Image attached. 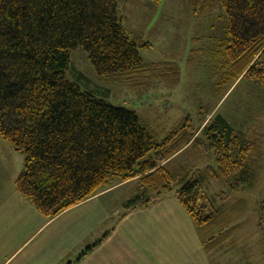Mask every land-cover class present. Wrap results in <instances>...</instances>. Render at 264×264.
Returning <instances> with one entry per match:
<instances>
[{"label": "trees", "instance_id": "obj_1", "mask_svg": "<svg viewBox=\"0 0 264 264\" xmlns=\"http://www.w3.org/2000/svg\"><path fill=\"white\" fill-rule=\"evenodd\" d=\"M118 1L0 0V136L25 157L17 191L48 218L132 180L137 196L126 201L127 209L148 207L175 191L211 251L232 232L203 233L221 213L204 182L208 175L223 178L238 190L253 174L255 142L212 115L202 128L181 124L158 143L135 111L69 80L71 52L79 48L101 76L150 70L139 48L151 44L126 29ZM221 4L227 25L217 57L226 94L244 78L264 87V0ZM197 142L215 156L217 170L180 176L167 168L175 154ZM153 150L156 157L144 160ZM259 224L264 229V200Z\"/></svg>", "mask_w": 264, "mask_h": 264}, {"label": "rangeland", "instance_id": "obj_2", "mask_svg": "<svg viewBox=\"0 0 264 264\" xmlns=\"http://www.w3.org/2000/svg\"><path fill=\"white\" fill-rule=\"evenodd\" d=\"M118 2L128 31L151 44L139 48L143 62L152 65L150 70L128 77L101 76L96 74L88 53L79 48L71 52V63L66 70L69 80L114 106L135 111L158 143L164 142L181 124L202 128L212 115L226 118L237 132L251 137L256 146L250 159L253 174L248 182L232 190L223 178L208 175L205 180L204 190L216 200L221 213L203 233L210 231L221 236L232 232L206 256L209 264H264V229L259 224V205L264 200V87L244 78L226 94L229 87L222 82L224 64L217 57L227 25L221 0ZM0 139L3 140L1 136ZM4 143L8 147L0 145V183L9 188L11 183L12 187L15 185L25 157L8 142ZM151 157H156V150L149 152L144 160ZM170 160L167 168L180 176L210 166L218 169L215 156L204 150L200 142L191 144L188 150ZM136 185H127L106 200L119 202L120 213L124 199L137 196L131 194ZM168 194L169 199H178L172 191L165 192L158 200ZM111 212L113 221L118 212Z\"/></svg>", "mask_w": 264, "mask_h": 264}, {"label": "crops", "instance_id": "obj_3", "mask_svg": "<svg viewBox=\"0 0 264 264\" xmlns=\"http://www.w3.org/2000/svg\"><path fill=\"white\" fill-rule=\"evenodd\" d=\"M4 141L0 145L8 147ZM16 180L9 188L0 183V264H209L206 256L216 249H204L197 224L170 194L136 209H127L124 199L120 213L119 202L106 200L137 180L104 190L54 218L21 195ZM112 210L118 212L113 221Z\"/></svg>", "mask_w": 264, "mask_h": 264}]
</instances>
